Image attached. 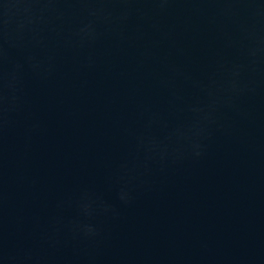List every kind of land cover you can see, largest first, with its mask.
<instances>
[{"label":"water","instance_id":"95a60500","mask_svg":"<svg viewBox=\"0 0 264 264\" xmlns=\"http://www.w3.org/2000/svg\"><path fill=\"white\" fill-rule=\"evenodd\" d=\"M0 264H264V0H0Z\"/></svg>","mask_w":264,"mask_h":264}]
</instances>
